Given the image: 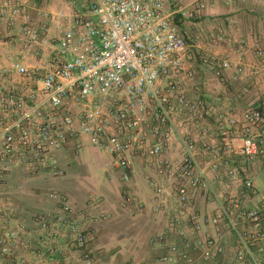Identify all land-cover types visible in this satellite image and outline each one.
I'll use <instances>...</instances> for the list:
<instances>
[{
	"label": "built area",
	"instance_id": "obj_1",
	"mask_svg": "<svg viewBox=\"0 0 264 264\" xmlns=\"http://www.w3.org/2000/svg\"><path fill=\"white\" fill-rule=\"evenodd\" d=\"M48 2L0 0V264H61L58 240L66 235L82 262L93 263L91 233L56 187L43 190L53 208L34 211L33 225L15 218V193L64 177L62 153L85 145L108 155L109 170L126 182L134 158L154 161L172 178L174 230L186 222L202 233L215 227L197 242L178 230L183 239L161 264H216L227 249L223 226L236 240L227 264H264V215L250 204L259 192L247 167L231 163L263 154L264 100L236 115L195 82L198 61L219 82L241 84V93L250 91L249 77L264 90L261 38L253 43L260 63L251 65L201 45L230 42L243 54L247 38L221 26L187 29L185 21L210 5L204 1L87 0L80 12L60 13L63 28ZM200 145L222 187L201 164ZM172 148L177 156L167 157ZM200 197L213 206L209 216L193 209Z\"/></svg>",
	"mask_w": 264,
	"mask_h": 264
},
{
	"label": "crops",
	"instance_id": "obj_2",
	"mask_svg": "<svg viewBox=\"0 0 264 264\" xmlns=\"http://www.w3.org/2000/svg\"><path fill=\"white\" fill-rule=\"evenodd\" d=\"M200 1L210 5L197 16V31L204 32L221 26L231 36L247 38L249 42L243 54H240L237 47L230 42H222L212 47L208 42H201L203 48L211 49L219 54H228L234 61L241 60L251 65L260 63V59L254 54L253 43L259 36L260 44L264 47V0H234L230 4H227L225 0ZM48 3L49 9L55 16L57 15L62 28L66 21L60 13L80 12L86 4L82 0L77 2L76 0H49ZM0 26L3 27V24ZM51 26L54 28V22ZM60 33L61 30L58 29L48 37L54 38ZM196 68L197 91L204 92L209 98L218 96L223 107L236 115L242 114L249 104L257 105L264 100L262 86L255 87L250 77L248 78L250 91L245 94L240 91L241 84L219 82L212 78L198 61ZM206 121L212 122L213 119L209 117ZM84 150L88 153L91 150L95 152L92 155L94 161L92 160L91 164L89 159H85V153L81 155L80 152ZM80 152L78 154L72 151L62 153V163L66 168L64 177L52 183L35 180L31 183L29 190L15 193L17 220L33 225L31 215L34 211L52 209L53 205L43 190H48L47 188L52 186L56 187L72 204L81 227L91 233L89 248L93 256L92 264H161L159 258L168 253V246L174 242L179 243L183 239L178 230L183 229L185 236L195 242L215 234V227L209 225L206 233L197 232L189 222L175 230L171 227L170 221L174 214L172 209L174 197L171 196L174 180L168 175L158 173L157 164L154 161L134 158L132 175L126 182L119 172L109 170L108 155L90 145H85ZM176 154V150L172 148L167 157L170 155L176 157ZM100 155L102 158L99 157ZM209 159L205 146L200 145L201 164L208 168V175L211 178H217L215 185L222 187L224 177L221 172H213L209 169ZM231 163L247 167L259 192V195L251 199L250 204L257 206L264 215V198L262 197L264 152L254 162L246 163L237 155ZM79 165L84 167L81 173L77 169ZM115 175L119 178L118 184H113ZM77 176L84 179L78 180ZM63 181H65L64 184ZM79 190L84 195L81 202L75 198ZM193 209L196 212L198 210L204 217L213 212V206L206 203L203 197L196 198ZM223 232L222 241L227 249L216 264H227L232 260L236 248L235 237L227 226H223ZM31 239L35 243L34 238ZM58 246L61 252L59 255L61 264H84L70 236L61 237L58 240ZM18 255L33 258L32 254L22 249L18 250Z\"/></svg>",
	"mask_w": 264,
	"mask_h": 264
},
{
	"label": "rangeland",
	"instance_id": "obj_3",
	"mask_svg": "<svg viewBox=\"0 0 264 264\" xmlns=\"http://www.w3.org/2000/svg\"><path fill=\"white\" fill-rule=\"evenodd\" d=\"M77 1H80V0H76V2ZM82 1H84V2H87V0H82ZM187 21H185V26L187 27V29L188 30H191V29H194V28H197V19H193V20H191V22H187ZM81 153V155H83L84 153V155H85V159H89L90 161H89V163L91 164L92 163V160H93V158H92V155L95 153L93 150H91L89 153L88 152H86L85 150L83 151V152H80ZM87 154V155H86ZM89 156V157H88ZM99 157H101V155L99 156ZM108 157V156H107ZM102 158V157H101ZM94 161V160H93ZM86 163H88V161H86ZM77 169H78V171L81 173L82 171H84V167L83 166H81V165H79L78 167H77ZM89 169H90V167H89ZM100 171V170H99ZM116 177L113 179V180H115V182L114 181H112V183L113 184H118V181H119V178L117 177V175H115ZM77 178H78V180H81V179H84V177H81V176H77ZM76 179V178H75ZM77 180V179H76ZM65 183V181H63V184ZM76 199H77V201L78 202H81V201H83V199H84V195L80 192V190L78 191V193H77V196L75 197Z\"/></svg>",
	"mask_w": 264,
	"mask_h": 264
}]
</instances>
